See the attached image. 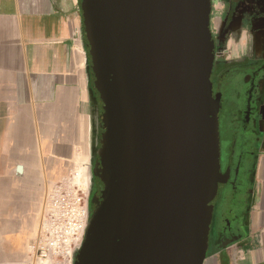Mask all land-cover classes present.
<instances>
[{"label":"water","instance_id":"obj_1","mask_svg":"<svg viewBox=\"0 0 264 264\" xmlns=\"http://www.w3.org/2000/svg\"><path fill=\"white\" fill-rule=\"evenodd\" d=\"M78 1L99 194L72 264H203L229 179L212 91V0Z\"/></svg>","mask_w":264,"mask_h":264},{"label":"crops","instance_id":"obj_2","mask_svg":"<svg viewBox=\"0 0 264 264\" xmlns=\"http://www.w3.org/2000/svg\"><path fill=\"white\" fill-rule=\"evenodd\" d=\"M210 30L222 58H264V0H212ZM90 92L79 1L0 0V264L23 251L54 183L90 156ZM203 264H264V137L247 227Z\"/></svg>","mask_w":264,"mask_h":264},{"label":"flooded vegetation","instance_id":"obj_3","mask_svg":"<svg viewBox=\"0 0 264 264\" xmlns=\"http://www.w3.org/2000/svg\"><path fill=\"white\" fill-rule=\"evenodd\" d=\"M220 39H223L222 34ZM214 45L212 91L220 103L218 129L222 119L224 133L231 145L224 162L221 163L220 159L221 171L225 173L228 170L229 179L218 192L209 233V249L236 240L247 227L255 160L264 137V58H222L216 54L219 42L214 41ZM96 159L95 154L92 169ZM98 194L99 186L93 174L87 199L89 218L95 210L93 199Z\"/></svg>","mask_w":264,"mask_h":264},{"label":"rangeland","instance_id":"obj_4","mask_svg":"<svg viewBox=\"0 0 264 264\" xmlns=\"http://www.w3.org/2000/svg\"><path fill=\"white\" fill-rule=\"evenodd\" d=\"M90 91V156H86L81 161L75 162L71 168L67 169L65 177L57 180L54 183L55 187L50 190L46 198H43L41 207L37 214V225H35L33 230L29 232V239L24 242L23 251L20 250V252H18L15 257H9L7 262H4L3 264H71V254L79 244V240L76 236H69L65 238V240L52 241L51 238L55 237L56 232L54 228H50L49 226L45 225L47 220L46 216L49 215V213L46 214V211L49 212V208L45 207L51 198H58V194L61 193L63 188L68 186H72L79 190L82 195L86 197V199L89 197V190L93 177L92 167L94 165V158L98 149L100 130L98 108L91 86ZM220 118H222V116ZM218 131L219 140L221 136L220 159L222 163L224 162L223 158L226 157V154H228L230 151L229 147L231 145L230 139L228 138L227 134L224 133V122L222 119L220 120V129H218ZM78 166H83L86 168L88 177L87 180L89 181L87 186H83L82 183L78 184L74 182V172Z\"/></svg>","mask_w":264,"mask_h":264},{"label":"built area","instance_id":"obj_5","mask_svg":"<svg viewBox=\"0 0 264 264\" xmlns=\"http://www.w3.org/2000/svg\"><path fill=\"white\" fill-rule=\"evenodd\" d=\"M45 208H49V212L46 211L49 215L46 216L45 225L54 228L56 232L52 241L65 240L69 236H76L79 240L71 254L72 264L73 254L81 245L89 219L87 199L79 190L68 186L63 188L58 198H51Z\"/></svg>","mask_w":264,"mask_h":264},{"label":"bare ground","instance_id":"obj_6","mask_svg":"<svg viewBox=\"0 0 264 264\" xmlns=\"http://www.w3.org/2000/svg\"><path fill=\"white\" fill-rule=\"evenodd\" d=\"M73 178H74V182L75 183H78V184H81L82 183L83 186H87V183L89 182L87 180L88 177H87L86 168L83 167V166H78L76 168V171L74 172V177Z\"/></svg>","mask_w":264,"mask_h":264}]
</instances>
